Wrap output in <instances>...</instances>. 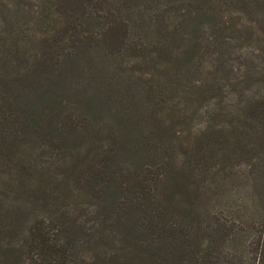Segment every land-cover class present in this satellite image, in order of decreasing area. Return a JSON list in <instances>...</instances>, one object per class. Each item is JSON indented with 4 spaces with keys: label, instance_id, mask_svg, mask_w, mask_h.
<instances>
[{
    "label": "trees",
    "instance_id": "1",
    "mask_svg": "<svg viewBox=\"0 0 264 264\" xmlns=\"http://www.w3.org/2000/svg\"><path fill=\"white\" fill-rule=\"evenodd\" d=\"M209 1L168 6L163 38L144 43L127 41L138 21L153 22L139 0H0V264H264V0ZM201 15L210 30L188 29ZM124 52L146 74L150 103L161 102L153 118L169 132L182 125V152L126 179L96 134L63 178L42 173L48 160L35 152L59 114L28 113L27 88L65 60ZM77 129L55 133L63 141ZM230 171L253 180L259 202L244 188L204 213L197 199ZM49 176L57 185L41 200ZM112 182L123 198L105 191Z\"/></svg>",
    "mask_w": 264,
    "mask_h": 264
},
{
    "label": "rangeland",
    "instance_id": "2",
    "mask_svg": "<svg viewBox=\"0 0 264 264\" xmlns=\"http://www.w3.org/2000/svg\"><path fill=\"white\" fill-rule=\"evenodd\" d=\"M199 1L139 0L144 8L145 17L152 16L153 22L138 21V26L132 27L128 32L127 41L147 43L151 40H161L165 33L161 27L164 9L168 6L176 9L180 4L186 9H195L198 4L210 6L209 0ZM198 22L208 29L212 24V18L201 15L190 26L185 23L183 26L187 25L188 29H192ZM132 57L133 55L128 52L118 54V57L82 54L73 61L70 59L63 61L58 69H54L52 79L36 82L34 84L37 87L30 85L27 88L29 104L25 109L28 113L43 111L59 114L57 121L52 122L45 134V141L41 143L40 150L35 152L41 164L42 159L48 160L43 164L44 166L47 164L48 168L43 166L42 173L63 178L71 163L77 159L80 151L87 148L91 138L96 134L100 138L99 143L103 144L99 151H110L114 154V150L116 159L125 167L126 179L133 174L140 175L156 162L163 163L182 152L181 139L178 137L179 135L182 137L186 132L180 130L182 125L178 127L176 133L169 132L158 119L153 118V111L161 106V102L158 98L157 103H150L147 76L138 71L132 72L130 68V65L134 66L131 63ZM190 78L185 77L186 80ZM38 83L45 84L38 86ZM71 122L77 123L78 129L62 141L55 133V127ZM233 172H229L232 174H229L230 178L227 181L219 179L211 182L209 185L212 188L197 199L204 213L222 210L224 206L227 208L232 204L233 196L236 200L244 188L251 190L250 202L253 204L259 202L256 185L252 184L255 191L250 186L253 180L246 184L241 173ZM246 173L254 175L253 172ZM121 178H125L124 174ZM198 178L202 184L210 180L211 174L204 173ZM56 185L57 179L49 176L38 192L41 200L46 197L47 200H51L49 192H53ZM105 191L113 194L115 198H123L124 192L116 182H112ZM84 197L85 201L93 202L94 205L108 203L109 200L108 197L96 199ZM94 215L95 213L92 215L93 219L97 214ZM116 230L122 233V239L127 244L131 243L132 231L129 232L121 226Z\"/></svg>",
    "mask_w": 264,
    "mask_h": 264
}]
</instances>
